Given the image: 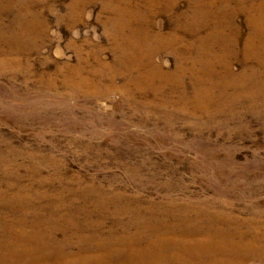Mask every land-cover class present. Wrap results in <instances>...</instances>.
<instances>
[{"label": "rangeland", "instance_id": "1", "mask_svg": "<svg viewBox=\"0 0 264 264\" xmlns=\"http://www.w3.org/2000/svg\"><path fill=\"white\" fill-rule=\"evenodd\" d=\"M0 264H264V0H0Z\"/></svg>", "mask_w": 264, "mask_h": 264}]
</instances>
